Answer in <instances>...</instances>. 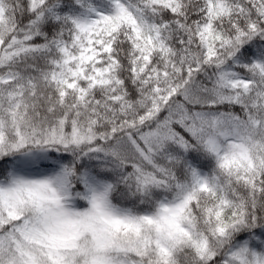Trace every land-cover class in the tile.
Returning <instances> with one entry per match:
<instances>
[{
	"label": "snow or ice",
	"instance_id": "6c2138e0",
	"mask_svg": "<svg viewBox=\"0 0 264 264\" xmlns=\"http://www.w3.org/2000/svg\"><path fill=\"white\" fill-rule=\"evenodd\" d=\"M0 264H264V0H0Z\"/></svg>",
	"mask_w": 264,
	"mask_h": 264
}]
</instances>
